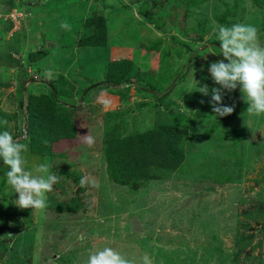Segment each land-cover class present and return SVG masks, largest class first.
<instances>
[{
  "label": "rangeland",
  "instance_id": "obj_1",
  "mask_svg": "<svg viewBox=\"0 0 264 264\" xmlns=\"http://www.w3.org/2000/svg\"><path fill=\"white\" fill-rule=\"evenodd\" d=\"M102 7L109 34L103 45H84L97 35L88 22ZM237 22L257 27L264 45V0H0V122H8L0 131L23 138L28 97L61 78L72 137L51 140L47 155L30 150L29 134L21 142L27 170L47 162L59 176L47 199L76 206L31 209L15 222L18 194L0 161V264H85L105 246L137 264L145 254L153 264H264V114L247 113L238 87L223 97L233 113L216 117L211 93L197 91L219 87L208 72L223 59L216 26ZM61 41L63 59L82 65V81L60 65L47 74ZM116 61L132 74L113 86ZM26 69L36 79L28 82ZM171 122L184 133L170 166L156 165L149 150L130 170L109 167L110 140ZM88 132L91 147L78 136Z\"/></svg>",
  "mask_w": 264,
  "mask_h": 264
},
{
  "label": "clouds",
  "instance_id": "obj_2",
  "mask_svg": "<svg viewBox=\"0 0 264 264\" xmlns=\"http://www.w3.org/2000/svg\"><path fill=\"white\" fill-rule=\"evenodd\" d=\"M61 27L70 29L66 22ZM216 38L220 45L223 59L212 62L208 72L214 84L219 87L209 89L208 84L198 87L203 96L211 93V108L216 117L233 113L234 105L223 103L225 92H234L238 87L242 98L247 103V113L264 114V45L260 43L258 29L246 23H233L230 26L217 25ZM197 85L199 82H197ZM201 103H204L201 100ZM7 125L8 122H0ZM81 141L93 146L95 138L88 134L80 136ZM27 144L14 138L8 130L0 131V161L7 166V183L18 194L15 205L20 209L44 210L47 208V194L59 182V176L53 173L47 162L39 164L33 171L26 169L23 153ZM89 177H82L81 186L88 184ZM85 264H137L112 247L105 246L89 252ZM139 264H153L152 259L143 255Z\"/></svg>",
  "mask_w": 264,
  "mask_h": 264
},
{
  "label": "trees",
  "instance_id": "obj_3",
  "mask_svg": "<svg viewBox=\"0 0 264 264\" xmlns=\"http://www.w3.org/2000/svg\"><path fill=\"white\" fill-rule=\"evenodd\" d=\"M91 22L96 26L95 31H98L97 35L96 37H88L84 42L82 41V43H84V45H103L105 36L107 38L105 17L103 15H98L93 18V21L90 20V22H88L89 25ZM29 56L32 60L33 55L28 54V57ZM131 74L132 69L127 61H116L114 65L112 63L111 71L108 76L110 83L113 84V86H117L122 83H127ZM140 79L139 77L138 80L140 81ZM61 82V78H59L58 83L55 85L51 84V90L48 94H40L38 97H36V95H30V97H28L27 109L29 116L27 118V129L24 132V137L22 138L20 135L19 138H21L20 141H23L29 134L30 150L36 151L41 155L51 154L49 148L51 140L72 137L74 133L73 122L71 119H68L66 114L65 102H60L58 100L60 97L58 95L63 93V89L60 87ZM167 91L164 93L165 95ZM73 106L74 105H71V107ZM179 128L180 126L173 124V122L164 123L159 125L156 130L137 134L133 138L128 137L125 139L110 140L106 150V160L109 167L117 172L125 168L130 170L138 163L139 159L144 156V153L149 150L158 153L154 161L156 165L170 166V162L175 159L168 155L170 152L169 150H172L184 133V130ZM16 136L17 135H14L13 137L16 138ZM126 161L127 164L125 166L124 163ZM51 198L52 197H48L47 199V207L64 208L65 210L63 211H73L76 209L75 200L73 198L67 203L68 205L52 202ZM31 215V209H20L19 215H16L14 221L19 222V217L23 218L24 216Z\"/></svg>",
  "mask_w": 264,
  "mask_h": 264
},
{
  "label": "crops",
  "instance_id": "obj_4",
  "mask_svg": "<svg viewBox=\"0 0 264 264\" xmlns=\"http://www.w3.org/2000/svg\"><path fill=\"white\" fill-rule=\"evenodd\" d=\"M100 10H101V14L103 13L102 11H104L105 10V8L104 7H102V8H100ZM45 11L47 12V16H49V9H45ZM103 15V14H102ZM104 17H105V19H106V25H107V18H106V16L105 15H103ZM107 29H108V25H107ZM33 31H35V30H33ZM50 32H52V29H51V27H50ZM107 34H109V30H108V33ZM33 35H35L36 36V34H33ZM33 37L32 39H29V40H31V41H34V42H36V45H40L41 43H42V40H40L39 38H38V35L36 36V37ZM109 39V38H108ZM109 42H110V40H109ZM65 46H64V44H63V42L61 41V45L60 46H58V47H56L55 49H54V51H56V50H59L60 52V55L59 54H57V52L56 53H53V56H51V59H50V62H49V67H48V71H47V74H52V72H53V65L54 66H59L60 65V67L61 68H64L65 70L64 71H67L69 74H71V75H73V77L77 80V81H82V76L80 75L81 74V64H79V63H76V64H74V62L73 61H75V59L73 60V61H71V62H66V60H64L65 59V55H64V53H63V50L65 49L64 48ZM80 48V47H79ZM78 48V49H79ZM63 55H64V57H63ZM64 58V59H63ZM72 60V59H71ZM53 61H55L54 63H53ZM64 63V65H63V67H62V64ZM75 66V67H74ZM76 68V69H75ZM75 69V70H74ZM63 71V73H65ZM46 85H42V86H40V87H38V88H40V92H42L43 94H48V93H50V90H51V84H53V83H51V81L49 82H47V83H45ZM43 87V88H42ZM36 94V93H35ZM37 95H39V93H37Z\"/></svg>",
  "mask_w": 264,
  "mask_h": 264
},
{
  "label": "built area",
  "instance_id": "obj_5",
  "mask_svg": "<svg viewBox=\"0 0 264 264\" xmlns=\"http://www.w3.org/2000/svg\"><path fill=\"white\" fill-rule=\"evenodd\" d=\"M11 15L13 16V18L15 19L14 15L17 16L15 13H11ZM12 56H19L18 54L16 53H13ZM26 71L28 72V76H27V81L30 82L34 79H36V76L35 75H32L31 72L29 70L26 69ZM25 132V131H24Z\"/></svg>",
  "mask_w": 264,
  "mask_h": 264
}]
</instances>
